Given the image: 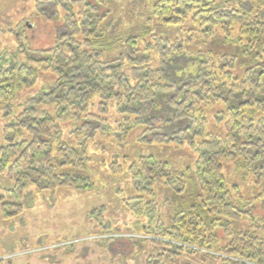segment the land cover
<instances>
[{"label":"trees","instance_id":"1","mask_svg":"<svg viewBox=\"0 0 264 264\" xmlns=\"http://www.w3.org/2000/svg\"><path fill=\"white\" fill-rule=\"evenodd\" d=\"M28 1L38 9L53 8L64 24L39 57L28 54V28L21 30L14 51L0 50V111L44 79L51 84L49 92H34L20 102L23 109L3 131L0 175L13 183L0 187L3 219L22 213L29 187L93 188L83 173H64L86 167L84 151L64 133L69 129L76 140L88 141L117 110L124 114L122 131L147 123L153 134L142 137L145 144L185 147L196 156L186 171L152 154L126 167L112 165L115 174L127 170L133 195L119 196L137 217L155 213L152 198L158 190L175 195L169 222L159 217L151 224V218L146 227L155 245L146 264H188L185 255L206 264H264V207L259 204L264 203V0H149L155 24L177 31L174 38L151 26L141 37L115 34L106 27L104 0ZM196 38L225 44L247 40L260 53L238 76L235 55L190 52ZM102 47L116 54L110 57ZM188 62L194 73L179 77L172 71ZM216 112L222 132L209 130L210 114ZM155 115L163 117L159 126ZM231 164L263 194L249 197L232 183L225 170ZM189 182L194 202L183 205ZM0 264H7L2 255Z\"/></svg>","mask_w":264,"mask_h":264},{"label":"rangeland","instance_id":"2","mask_svg":"<svg viewBox=\"0 0 264 264\" xmlns=\"http://www.w3.org/2000/svg\"><path fill=\"white\" fill-rule=\"evenodd\" d=\"M104 1L107 2L106 8L109 9L106 27L109 30L113 28L115 34L127 32L141 37L147 26H151L154 32L167 38H174L177 32L155 24L149 0ZM35 13H38V16ZM53 14V8L38 9L32 1L0 0V50L6 48L14 51L18 41H21V30L26 31L28 28L31 38V51H28V54L39 57L42 54L40 51L50 48L62 33L63 19L58 14L54 16ZM102 48L110 57L116 54V49ZM189 48L190 52L202 53L213 50L235 55L239 62L238 76L254 64V57L260 53V50L255 46L251 47L247 40L225 44L219 40L196 38ZM190 64L188 62L181 67L177 64L172 71L179 77H182L184 72L194 73ZM44 80L34 91H30V94L26 91L8 110L0 111V145L6 125L13 123L15 116L24 107L20 102L34 96V92L37 95L42 91L51 90V84ZM123 115L117 110H111L109 125L98 129L97 135L88 141L76 140L72 130L67 129L64 133L66 139H70L73 145L84 151L86 158L85 169L70 168L64 173H83L92 180L93 188L62 187L57 190H41L36 186L29 187L25 192L22 213L10 220L3 219L0 206V255L7 264L147 263L155 245L149 241L146 227L149 226L151 218L154 219L151 224L159 217L165 224L169 222L174 210L170 200L175 195L169 189L158 190L156 196L152 198L154 203H157L155 213L137 217L128 210L119 196L120 193L127 198L133 195L127 170L123 169L122 172L115 174L112 165L117 163L126 167L132 159L142 154H152L158 159L168 161L173 167L186 171L193 168L196 156L185 147L156 146V142L145 144L142 137L153 134L147 130L150 129V125L141 123L133 132L126 133L122 131ZM215 115L217 112L210 114V117L214 118L211 119L209 130L222 132ZM162 118V116L153 118L158 123L157 126L160 125ZM226 168L229 180L239 184L249 197L261 195L263 189L255 185L253 180L247 178L244 179L245 182L242 180L244 171L241 167L231 164ZM0 187L12 188L13 183L6 176L0 175ZM192 188L193 184L189 182L188 194L182 198L183 205L194 202ZM259 204L264 207V203ZM184 261L188 264H206L188 255L184 256Z\"/></svg>","mask_w":264,"mask_h":264}]
</instances>
